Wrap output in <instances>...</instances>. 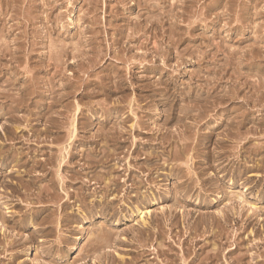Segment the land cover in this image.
Here are the masks:
<instances>
[{
	"label": "rangeland",
	"instance_id": "rangeland-1",
	"mask_svg": "<svg viewBox=\"0 0 264 264\" xmlns=\"http://www.w3.org/2000/svg\"><path fill=\"white\" fill-rule=\"evenodd\" d=\"M0 30V264H264V0H0Z\"/></svg>",
	"mask_w": 264,
	"mask_h": 264
},
{
	"label": "bare ground",
	"instance_id": "bare-ground-1",
	"mask_svg": "<svg viewBox=\"0 0 264 264\" xmlns=\"http://www.w3.org/2000/svg\"><path fill=\"white\" fill-rule=\"evenodd\" d=\"M47 1V0H46ZM86 1V0H85ZM148 1V0H147ZM171 1V0H170ZM10 2V1H9ZM94 3V2H93ZM8 4V3H7ZM14 4V3H13ZM32 4V3H31ZM86 4V3H85ZM21 5H23V4H21ZM139 5V4H138ZM156 5V4H155ZM179 5V4H178ZM255 5V4H254ZM12 6V5H11ZM47 6H48V4H47ZM158 6V5H157ZM46 7V6H45ZM11 8V7H10ZM153 8V7H152ZM33 9V8H32ZM51 9V8H50ZM54 9V8H53ZM161 10V9H160ZM49 11V10H48ZM55 11V10H54ZM9 13V12H8ZM17 13V12H16ZM46 13V12H45ZM99 13V12H98ZM4 15V14H3ZM14 16V15H13ZM39 16V15H38ZM44 16V15H43ZM110 16V15H109ZM112 16V15H111ZM156 17V16H155ZM7 19V18H6ZM54 19V18H53ZM145 19V18H144ZM150 19V18H149ZM158 19V18H157ZM212 19V18H211ZM15 20V19H14ZM152 20V19H151ZM19 21V20H18ZM32 22V21H31ZM95 22V21H94ZM134 23V22H133ZM146 23V22H145ZM2 25H3V23H2ZM43 25V24H42ZM110 25V24H109ZM150 25V24H149ZM130 28V27H129ZM139 28V27H138ZM21 29V28H20ZM135 29V28H134ZM11 30V29H10ZM130 30V29H129ZM1 31V30H0ZM106 31V30H105ZM118 31V30H117ZM150 31V30H149ZM133 33V32H132ZM135 33V32H134ZM79 35V34H78ZM126 35V34H125ZM2 36V35H1ZM99 36V35H98ZM132 36V35H131ZM135 36V35H134ZM133 36V37H134ZM137 37H138V35H136ZM3 37V36H2ZM107 37V36H106ZM125 37V36H124ZM128 38V37H127ZM6 39V38H5ZM65 39V38H64ZM62 40V39H61ZM121 40V39H120ZM57 41H58V39H57ZM79 41V40H78ZM48 42V41H47ZM62 42V41H61ZM65 42V41H64ZM141 42V41H140ZM8 43V42H7ZM24 43V42H23ZM55 44V43H54ZM63 44V43H62ZM107 44V43H106ZM133 44V43H132ZM1 45V44H0ZM5 45V44H4ZM9 45V44H8ZM81 45V44H80ZM7 46V45H6ZM58 46V45H57ZM101 46V45H100ZM54 48H57V47H54ZM59 48V47H58ZM64 48V47H63ZM80 48V47H79ZM149 48V47H148ZM173 48H175V47H173ZM20 49V48H19ZM61 49V48H60ZM60 49L58 50V49H56V50H58V51H60ZM78 49V48H77ZM154 49V48H153ZM157 49V48H156ZM28 50V49H27ZM68 50V49H67ZM80 50V49H79ZM100 50V49H99ZM22 51V50H21ZM73 51V50H72ZM153 51V50H152ZM161 51V50H160ZM4 52H6V50L4 51ZM51 52V51H50ZM62 52V51H61ZM78 52V51H77ZM23 53V52H22ZM60 53V52H59ZM75 53V52H74ZM109 53V52H108ZM212 53V52H211ZM50 54V53H49ZM57 54V53H56ZM101 54V53H100ZM152 54H154V53H152ZM88 55V54H87ZM60 56V55H59ZM167 56V55H166ZM212 56V55H211ZM36 57V56H35ZM43 57V56H42ZM128 57V56H127ZM234 57V56H233ZM59 59V58H58ZM93 59V58H92ZM103 59V58H102ZM261 59V58H260ZM43 60V59H42ZM54 60V59H53ZM57 60V59H56ZM56 60H54V61H56ZM101 60V59H100ZM235 60V59H234ZM233 60V61H234ZM12 61H13V59H12ZM52 61V60H51ZM71 61V60H70ZM95 61V60H94ZM232 62V61H231ZM235 62V61H234ZM61 63V62H60ZM93 63V62H92ZM8 64V63H7ZM6 64V65H7ZM20 64V63H19ZM77 64V63H76ZM128 64V63H127ZM10 66V65H9ZM55 66V65H54ZM90 67V66H89ZM100 67V66H99ZM7 68H8V66H7ZM18 68V67H17ZM55 68V67H54ZM59 68V67H58ZM96 68V67H95ZM6 69V68H5ZM9 69V68H8ZM33 69V68H32ZM76 69V68H75ZM87 69V68H86ZM94 69V68H93ZM88 71V70H87ZM92 71V70H91ZM75 72V71H74ZM78 73V72H77ZM88 73V72H87ZM248 74V73H247ZM91 75H92V73H91ZM27 76V75H26ZM86 76V75H85ZM87 77V76H86ZM89 77V76H88ZM215 77V76H214ZM76 78V77H75ZM31 79V78H30ZM38 79V78H37ZM67 80V79H66ZM74 80H76V79H74ZM212 80V79H211ZM6 82V81H5ZM48 82V81H47ZM110 82V81H109ZM243 82V81H242ZM8 83V82H7ZM11 83V82H10ZM46 83V82H45ZM53 83V82H52ZM6 84V83H5ZM36 84V83H35ZM49 84H50V82H49ZM75 84V83H74ZM4 85V84H3ZM12 85V84H11ZM53 86V85H52ZM60 86V85H59ZM5 87V86H4ZM10 87V86H9ZM16 87V86H15ZM50 87H51V85H50ZM57 87V86H56ZM17 88V87H16ZM15 88V89H16ZM41 88V87H40ZM253 88V87H252ZM14 89V90H15ZM72 89V88H71ZM121 89V88H120ZM219 89V88H218ZM3 90V89H2ZM52 90V89H51ZM12 91V90H11ZM54 91V90H53ZM72 91V90H71ZM76 91V90H75ZM5 93V92H4ZM11 93V92H10ZM72 93V92H71ZM217 93V92H216ZM7 94V93H6ZM68 94V93H67ZM76 94V93H75ZM82 94V93H81ZM15 95V94H14ZM44 95V94H43ZM73 95V94H72ZM217 95H218V93H217ZM8 96V95H7ZM12 96V95H11ZM5 97V96H4ZM75 97V96H74ZM12 98H14V97H12ZM21 98V97H20ZM230 98H232V97H230ZM4 99V98H3ZM19 99V98H18ZM57 99V98H56ZM71 99V98H70ZM251 99V98H250ZM7 100V99H6ZM20 100V99H19ZM69 100V99H68ZM35 101V100H34ZM48 101V100H47ZM51 101V100H50ZM193 101V100H192ZM30 102V101H29ZM165 102V101H164ZM17 103V102H16ZM217 103H218V101H217ZM226 103V102H225ZM249 103V102H248ZM32 104V103H31ZM56 104V103H55ZM198 104V103H197ZM206 105V104H205ZM205 105H203V106H205ZM223 105V104H222ZM44 106V105H43ZM50 106V105H49ZM70 106V105H69ZM196 106V105H195ZM209 106V105H208ZM212 106V105H211ZM247 106V105H246ZM210 107V106H209ZM13 108V107H12ZM50 108V107H49ZM192 108V107H191ZM200 108V107H199ZM206 108V107H205ZM236 108V107H235ZM21 109V108H20ZM52 109V108H51ZM80 109V108H79ZM183 109V108H182ZM194 109H196V108H194ZM71 110V109H70ZM193 110V109H192ZM203 110V109H202ZM207 110H208V108H207ZM239 110V109H238ZM7 111V110H6ZM10 111V110H9ZM236 111V110H235ZM168 113V112H167ZM185 113V112H184ZM204 113V112H203ZM206 113V112H205ZM14 114V113H13ZM50 114V113H49ZM188 114V113H187ZM207 114V113H206ZM209 114V113H208ZM198 115V114H197ZM201 115V114H200ZM203 115V114H202ZM211 115V114H210ZM232 115V114H231ZM230 115V116H231ZM233 116V115H232ZM194 117V116H193ZM239 117V116H238ZM198 118V117H197ZM202 118V117H201ZM222 118V117H221ZM42 119V118H41ZM195 119V118H194ZM178 120V119H177ZM182 120V119H181ZM235 120V119H234ZM44 121V120H43ZM201 121V120H200ZM215 121V120H214ZM216 122V121H215ZM195 123V122H194ZM237 123H238V121H237ZM200 124V123H199ZM193 125V124H192ZM53 126V125H52ZM72 127H74V126H72ZM131 128V127H130ZM227 128V127H226ZM234 128V127H233ZM199 129V128H198ZM238 129V128H237ZM184 130V129H183ZM70 131V130H69ZM240 131V130H239ZM184 132V131H183ZM197 133V132H196ZM53 134V133H52ZM214 134V133H213ZM236 135V134H235ZM239 135H240V133H239ZM197 136H198V134H197ZM217 136V135H216ZM224 136V135H223ZM9 137V136H8ZM191 137V136H190ZM226 137H227V135H226ZM236 137H238V136H236ZM248 137V136H247ZM69 138H71V137H69ZM121 138V137H120ZM134 138V137H133ZM228 138V137H227ZM48 139V138H47ZM179 139V138H178ZM185 141V140H184ZM197 141V140H196ZM69 142V141H68ZM164 142V141H163ZM239 142V141H238ZM44 143V142H43ZM39 144V143H38ZM160 145V144H159ZM185 145V144H184ZM188 145V144H187ZM194 145V144H193ZM240 145H241V143H240ZM209 147V146H208ZM256 149V148H255ZM176 150H177V148H176ZM193 150V149H192ZM222 150V149H221ZM238 150V149H237ZM252 150V149H251ZM64 151V150H63ZM218 151H220V150H218ZM66 152V151H65ZM178 152V151H177ZM216 152V151H215ZM221 152V151H220ZM239 152V151H238ZM215 154V153H214ZM148 155V154H147ZM111 156V155H110ZM235 157V156H234ZM231 158H232V156H230V159L229 160H231ZM61 159H62V157H61ZM96 159V158H95ZM227 159V158H226ZM66 160V159H65ZM97 160V159H96ZM187 163V162H186ZM66 164V163H65ZM182 165V164H181ZM87 166V165H86ZM237 166V165H236ZM217 167V166H216ZM157 168V167H156ZM53 169V168H52ZM128 170V169H127ZM238 170V169H237ZM232 171V170H231ZM188 172V171H187ZM192 172V171H191ZM190 173V172H189ZM194 173V172H193ZM242 173V172H241ZM40 175V174H39ZM188 175V174H187ZM81 176V175H80ZM140 176V175H139ZM40 177V176H39ZM187 178V177H186ZM138 180V179H137ZM195 181V180H194ZM198 181V180H197ZM180 182V181H179ZM126 184V183H125ZM197 184V183H196ZM101 185V184H100ZM194 185H195V183H194ZM103 186H105V184H103ZM108 186V185H107ZM48 188V187H47ZM91 188V187H90ZM101 188V187H100ZM41 189V188H40ZM46 190V189H45ZM107 192V191H106ZM77 193V192H76ZM199 194V193H198ZM59 195V194H58ZM191 195V194H190ZM189 195V196H190ZM167 196V195H166ZM198 196V195H197ZM153 197V196H152ZM59 199V198H58ZM236 200V199H235ZM122 201V200H121ZM44 202H46V201H44ZM236 206V205H235ZM234 206V207H235ZM7 209V208H6ZM232 209V208H231ZM144 212V211H143ZM233 212V211H232ZM131 213V212H130ZM162 214V213H161ZM226 216V215H225ZM228 216V215H227ZM206 220V219H205ZM223 220V219H222ZM236 221V220H235ZM181 222H182V220H181ZM204 222V221H203ZM216 222V221H215ZM213 223V222H212ZM219 223V222H218ZM191 224V223H190ZM165 226V225H164ZM171 226V225H170ZM189 226V225H188ZM223 226V225H222ZM244 226V225H243ZM167 227V226H166ZM220 227V226H219ZM196 228V227H195ZM4 230V229H3ZM170 231V230H169ZM242 231V230H241ZM167 233V232H166ZM115 234V233H114ZM205 234V233H204ZM235 235V234H234ZM169 236V235H168ZM197 236V235H196ZM16 237V236H15ZM227 240V239H226ZM171 241V240H170ZM163 242V241H162ZM97 243V242H96ZM98 244V243H97ZM99 245V244H98ZM97 245V246H98ZM100 245H102V244H100ZM163 245V244H162ZM201 245V244H200ZM152 247V246H151ZM98 249V248H97ZM153 249H155V248H153ZM7 253V252H6ZM198 253V252H197ZM208 253V252H207ZM212 253V252H211ZM93 254V253H92ZM197 255V254H196ZM214 255H215V253H214ZM213 255V256H214ZM240 256V255H239ZM184 258V257H183ZM182 258V259H183ZM238 260V259H237ZM202 262V261H201ZM182 263V262H181ZM203 263V262H202ZM184 264V263H183Z\"/></svg>",
	"mask_w": 264,
	"mask_h": 264
}]
</instances>
